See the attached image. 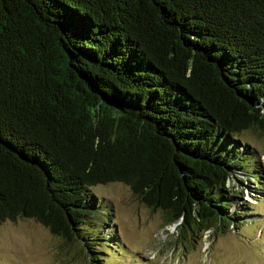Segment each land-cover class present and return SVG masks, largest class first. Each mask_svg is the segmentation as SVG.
<instances>
[{
	"label": "trees",
	"instance_id": "obj_1",
	"mask_svg": "<svg viewBox=\"0 0 264 264\" xmlns=\"http://www.w3.org/2000/svg\"><path fill=\"white\" fill-rule=\"evenodd\" d=\"M244 129L264 135V0H0V221L92 257L89 188L121 181L193 245L239 224L230 176L264 189Z\"/></svg>",
	"mask_w": 264,
	"mask_h": 264
},
{
	"label": "rangeland",
	"instance_id": "obj_2",
	"mask_svg": "<svg viewBox=\"0 0 264 264\" xmlns=\"http://www.w3.org/2000/svg\"><path fill=\"white\" fill-rule=\"evenodd\" d=\"M254 148L264 173V135L244 129L236 135ZM244 171L230 176V189L237 194L239 224L206 230L191 245L175 239L174 223L165 224L161 211L152 210L121 181L91 185L109 224L86 217L102 250L89 257L78 240H66L50 232L32 217L17 216L0 221V264H264V189H257ZM236 207L232 205L231 208ZM84 227V224H83Z\"/></svg>",
	"mask_w": 264,
	"mask_h": 264
}]
</instances>
